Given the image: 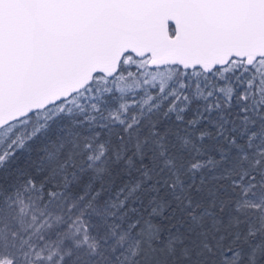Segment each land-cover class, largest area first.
Returning a JSON list of instances; mask_svg holds the SVG:
<instances>
[{
    "label": "snow or ice",
    "instance_id": "1",
    "mask_svg": "<svg viewBox=\"0 0 264 264\" xmlns=\"http://www.w3.org/2000/svg\"><path fill=\"white\" fill-rule=\"evenodd\" d=\"M0 264H264V0H0Z\"/></svg>",
    "mask_w": 264,
    "mask_h": 264
}]
</instances>
